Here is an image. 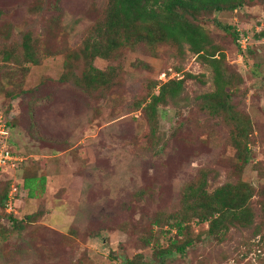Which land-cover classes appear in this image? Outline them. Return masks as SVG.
Listing matches in <instances>:
<instances>
[{"label":"rangeland","instance_id":"obj_1","mask_svg":"<svg viewBox=\"0 0 264 264\" xmlns=\"http://www.w3.org/2000/svg\"><path fill=\"white\" fill-rule=\"evenodd\" d=\"M104 2L0 0V33L11 26L15 41L25 32L41 39L58 14V5L65 40L77 46ZM202 26L245 80L235 101L254 127L253 156L242 175L255 188L254 223L210 236L208 225L195 221L192 234L200 240L166 264H264V41L256 39L264 30V5L216 14ZM228 26L236 28L240 41L232 42ZM2 60L0 54V124L14 122L8 147L26 160L18 168L0 171V187L10 184V193L17 187L0 215L14 214L18 220L42 216L27 233L0 244V264H127L140 256L141 264H159L153 245L143 247L140 241L154 213L176 204L184 186L203 168L220 175L215 183L210 181L213 189L229 182L235 150L228 143V129L197 109L196 97L214 91L211 71L197 56L187 52L181 65L175 52L165 48L128 52L123 84L107 100L60 84L62 55L47 57L38 66L24 64L26 77L20 66L6 70ZM136 62L142 65L133 67ZM108 65L96 61L98 69ZM180 65L182 71H176ZM164 74L180 79L191 74L197 79L188 82L187 103L161 109L159 150H144L147 125L141 112L130 113L127 106L147 80L162 82ZM31 170L38 178L46 177V191L35 199H29L23 188ZM141 190L149 194L137 201L135 194ZM6 222L0 219V224ZM154 233L163 250L176 236L170 227Z\"/></svg>","mask_w":264,"mask_h":264},{"label":"trees","instance_id":"obj_2","mask_svg":"<svg viewBox=\"0 0 264 264\" xmlns=\"http://www.w3.org/2000/svg\"><path fill=\"white\" fill-rule=\"evenodd\" d=\"M249 5H264V0H105L97 21L88 28L77 46H70L65 40L66 32L60 25L61 8L56 5L58 14L41 39L32 32H25L20 41H15L11 26L0 33L1 45L4 46L0 47V54L6 70H13L12 65L20 66L23 77H26L28 70L22 67L24 64L38 66L47 57L62 55L60 84H70L84 95L101 100H107L110 93L123 84L126 55L140 48L171 50L181 60V65L189 52L211 71L214 91L198 95L196 106L203 117L219 121L228 129V143L235 150L233 171L228 173L229 182L213 189L210 181L215 183L219 173L209 167L201 169L184 186L176 204L156 211L149 219L140 241L143 247L153 245L159 264H166L168 258L178 254L184 256L200 240L192 234L191 225L195 221L207 224L210 236H224L233 228L247 229L254 223L255 188L242 179L253 156L250 145L254 127L251 117L235 101L236 92L245 80L229 66L224 49L202 26L205 20L216 14H233ZM225 29L233 43L240 41L235 27ZM256 39L264 41V30L258 32ZM97 60L107 61L108 67L98 69ZM141 65V62H136L133 67ZM181 65L175 70L181 72ZM194 79H197L194 75L186 74L183 79L147 80L142 92L128 104L129 112H141L147 125L149 133L144 150H159L163 140L160 111L163 108L177 109L187 103V85ZM7 125L14 128L13 121ZM23 188L29 199L40 197L46 191V177L38 178L31 170L24 178ZM9 193L10 184H3L0 187L1 210L6 209ZM148 194L141 190L135 198L142 201ZM38 216L42 214L18 220L14 214H1L0 219L7 222L6 225L0 224V244L12 236L27 233ZM165 227L176 230V238H170L169 247L163 250L154 230L162 231ZM140 259L141 256L127 264H141L138 262Z\"/></svg>","mask_w":264,"mask_h":264},{"label":"built area","instance_id":"obj_3","mask_svg":"<svg viewBox=\"0 0 264 264\" xmlns=\"http://www.w3.org/2000/svg\"><path fill=\"white\" fill-rule=\"evenodd\" d=\"M176 74H172L167 76V74H164V78H162V81H167L169 79L175 78ZM9 126L7 123L5 125L0 124V171L5 170L9 171L12 168H18L20 164H23L26 160L25 158L21 157V155H17L14 152H11L9 150V139H8V133H9ZM10 146V145H9ZM17 191L14 189L10 195L9 200H12V196L15 195V192ZM8 200V201H9ZM9 206V205H8ZM7 206V207H8Z\"/></svg>","mask_w":264,"mask_h":264}]
</instances>
